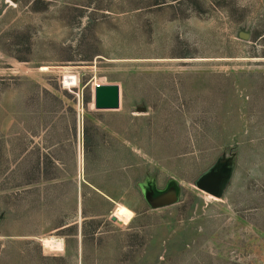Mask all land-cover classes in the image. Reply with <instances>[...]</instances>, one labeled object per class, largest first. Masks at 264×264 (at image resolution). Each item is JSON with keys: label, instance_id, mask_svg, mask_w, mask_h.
Returning <instances> with one entry per match:
<instances>
[{"label": "rangeland", "instance_id": "374dc122", "mask_svg": "<svg viewBox=\"0 0 264 264\" xmlns=\"http://www.w3.org/2000/svg\"><path fill=\"white\" fill-rule=\"evenodd\" d=\"M0 264H264V0H0Z\"/></svg>", "mask_w": 264, "mask_h": 264}, {"label": "water", "instance_id": "95a60500", "mask_svg": "<svg viewBox=\"0 0 264 264\" xmlns=\"http://www.w3.org/2000/svg\"><path fill=\"white\" fill-rule=\"evenodd\" d=\"M94 108L95 109H117L119 108V85L118 84H100L94 85ZM143 110L144 108H138ZM169 198L159 200V203H166ZM113 221L116 217L111 215Z\"/></svg>", "mask_w": 264, "mask_h": 264}, {"label": "bare ground", "instance_id": "6f19581e", "mask_svg": "<svg viewBox=\"0 0 264 264\" xmlns=\"http://www.w3.org/2000/svg\"><path fill=\"white\" fill-rule=\"evenodd\" d=\"M52 243H54V238H53V237H46V238L44 239V244H46V245H50V244H52Z\"/></svg>", "mask_w": 264, "mask_h": 264}]
</instances>
